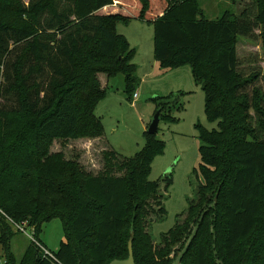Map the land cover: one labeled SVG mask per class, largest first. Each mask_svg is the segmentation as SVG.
I'll return each mask as SVG.
<instances>
[{
  "label": "trees",
  "instance_id": "trees-1",
  "mask_svg": "<svg viewBox=\"0 0 264 264\" xmlns=\"http://www.w3.org/2000/svg\"><path fill=\"white\" fill-rule=\"evenodd\" d=\"M253 1V18L227 9L209 19L199 0H0L4 264H110L128 258L132 232L137 264H264V91H249L260 74L240 70L237 49L239 36H252L256 27L264 49V0ZM133 19L153 25L162 68L192 67L206 116L218 125H196L202 144L195 172L203 179L185 218L180 214L160 243L149 230L152 217L167 215L160 183L150 179L166 146L157 134L145 131V146L134 156L106 152L97 174L50 151L54 139L104 134L96 109L109 86L100 74H124L129 99L135 95L137 49L118 31ZM172 98H154L168 101L160 105L161 120L176 121L163 113ZM165 182L168 189L173 180ZM54 218L67 235L56 251L39 238ZM10 223L34 228L52 255L33 240L18 261Z\"/></svg>",
  "mask_w": 264,
  "mask_h": 264
},
{
  "label": "rangeland",
  "instance_id": "rangeland-1",
  "mask_svg": "<svg viewBox=\"0 0 264 264\" xmlns=\"http://www.w3.org/2000/svg\"><path fill=\"white\" fill-rule=\"evenodd\" d=\"M29 1L24 0L26 4ZM199 1L205 16L209 19L217 18L227 9L237 14L245 10L252 18L257 11L253 0H227L228 3L223 2L219 7H216L220 3L219 0ZM133 11H130V14ZM118 31L130 38L132 46H137L138 51L133 62L139 66L136 73L140 79L136 89L138 96L134 97L132 94V98L129 99L124 74L110 78L109 94L99 102L96 109V114L104 127V134L99 137L54 139L50 144V151H61L66 159H76L87 170L97 174L105 166L106 152L113 149L120 157L128 158L144 148L145 131L148 130L155 114L160 111L161 103H168L167 99L157 101L154 98L174 94L176 100L174 98L169 100L172 103L163 110V113L169 114L176 121L164 118L159 124L157 136L166 146L164 153L153 160L150 174L151 180L160 183V191L164 195L167 210V215L162 219L155 220L154 216L150 222L149 230L155 242L160 243L162 235L177 224L180 214H183V219L185 218L190 202L196 198L197 185L203 179L201 172L199 178L195 172L196 169H200L199 149L202 144L196 125L202 124L210 130L218 128V125L217 122H210L206 116L205 93L201 85L195 82L190 65L174 69L160 80L148 78L154 61L153 25L133 19L129 25L119 24ZM253 33L252 36H239L237 48L239 68L245 75L254 72L260 74L256 83L249 87V91H252L254 86L264 91V49L260 29L256 27ZM0 68V81L3 84V65ZM99 77L102 85L106 86L104 83L106 74L102 73ZM141 78L145 79L142 83ZM167 177L173 180L168 189L165 182ZM3 223L4 220L1 218L0 234ZM11 227L14 231L10 240L11 252L20 261L32 243V238L37 237L31 227L27 229L28 234L22 232L17 225L11 224ZM39 238L50 250H58L61 241L67 238L63 221L54 218L45 222L39 232ZM177 247L180 248L181 245ZM171 257H175V254L172 253ZM5 260L6 256L0 242V264H4Z\"/></svg>",
  "mask_w": 264,
  "mask_h": 264
},
{
  "label": "water",
  "instance_id": "water-1",
  "mask_svg": "<svg viewBox=\"0 0 264 264\" xmlns=\"http://www.w3.org/2000/svg\"><path fill=\"white\" fill-rule=\"evenodd\" d=\"M160 122H161V111H158L155 114L147 132L151 133V134H157L159 131ZM134 236H135V234H134V232H132L131 238H130L129 243H128V247H129L128 258H126V259H114L113 261H111L110 264H137L135 261L134 249H133Z\"/></svg>",
  "mask_w": 264,
  "mask_h": 264
},
{
  "label": "crops",
  "instance_id": "crops-1",
  "mask_svg": "<svg viewBox=\"0 0 264 264\" xmlns=\"http://www.w3.org/2000/svg\"><path fill=\"white\" fill-rule=\"evenodd\" d=\"M220 1V3L218 4V5H216V7H219L223 2H225V3H228V1L227 0H219ZM230 3V2H229ZM219 17V16H218ZM217 17V18H218ZM125 35V34H124ZM127 38H128V40H129V42H130V44H131V46H132V43H131V41H130V38L127 36V35H125ZM132 47H134V48H136L137 49V46H132ZM138 51V50H137ZM153 54H154V50H153ZM137 55V54H136ZM137 66H138V64H137ZM152 66H153V68H152V70L150 71V75L148 76V78L149 77H153L154 79H158V80H160L161 78H163V77H165L168 73H170V72H172L174 69H166V68H162L161 67V65H160V62L159 61H157L156 59H155V55H154V61L152 62ZM139 67V66H138ZM180 68V67H179ZM176 69H178V68H176ZM159 73V74H158ZM101 75V74H100ZM105 78V84H106V86H108L109 84H108V81H109V79H108V77L106 76V77H104ZM144 80L145 79H142L141 78V83L142 82H144ZM104 84V85H105ZM137 93V92H136ZM137 96H138V94H137ZM136 96V97H137Z\"/></svg>",
  "mask_w": 264,
  "mask_h": 264
},
{
  "label": "built area",
  "instance_id": "built-area-1",
  "mask_svg": "<svg viewBox=\"0 0 264 264\" xmlns=\"http://www.w3.org/2000/svg\"><path fill=\"white\" fill-rule=\"evenodd\" d=\"M136 96H137V93H135L134 97H136ZM27 226H28L27 223H23L21 225H17V227H19V229L22 232H25V233L28 234V232H27L28 227ZM32 229H34V228H32ZM32 239L41 247V249L43 250V253L45 255H50V256L52 255V252L47 247H45L43 244H41L36 239H34V237Z\"/></svg>",
  "mask_w": 264,
  "mask_h": 264
}]
</instances>
